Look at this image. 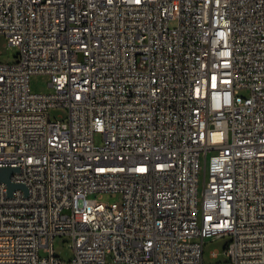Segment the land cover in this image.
<instances>
[{
	"label": "built area",
	"instance_id": "2783aa9c",
	"mask_svg": "<svg viewBox=\"0 0 264 264\" xmlns=\"http://www.w3.org/2000/svg\"><path fill=\"white\" fill-rule=\"evenodd\" d=\"M0 36V264H264V0H0Z\"/></svg>",
	"mask_w": 264,
	"mask_h": 264
},
{
	"label": "rangeland",
	"instance_id": "374dc122",
	"mask_svg": "<svg viewBox=\"0 0 264 264\" xmlns=\"http://www.w3.org/2000/svg\"><path fill=\"white\" fill-rule=\"evenodd\" d=\"M175 22H171V26H174ZM7 45V40L4 36H0V56L1 63L13 64L16 62V55L18 49L15 47H9ZM51 77L46 75H34L30 80L31 91L35 94H51L53 89L50 87ZM65 112L62 109L52 110L50 112L51 118L54 119L56 116L63 115ZM96 142L98 145L102 144V139L100 136L96 137ZM117 199L111 196L105 195L102 197V202L112 203ZM229 237L222 239H217L214 241L207 242L204 245V261L205 262H222L225 260L224 257H220L218 260H211L210 255L212 252L223 253L226 246L230 242ZM55 254L61 257L65 261H70L74 256V251L71 247V240L67 237H58L54 241Z\"/></svg>",
	"mask_w": 264,
	"mask_h": 264
},
{
	"label": "water",
	"instance_id": "95a60500",
	"mask_svg": "<svg viewBox=\"0 0 264 264\" xmlns=\"http://www.w3.org/2000/svg\"><path fill=\"white\" fill-rule=\"evenodd\" d=\"M19 170L18 169H14V168H3V169H0V182H4L8 185L9 187V195L11 196L13 191L17 188H21L25 191L26 188L23 186V185H14L11 183L10 181V177L12 174L18 172Z\"/></svg>",
	"mask_w": 264,
	"mask_h": 264
}]
</instances>
